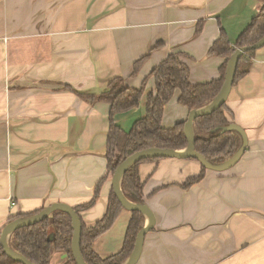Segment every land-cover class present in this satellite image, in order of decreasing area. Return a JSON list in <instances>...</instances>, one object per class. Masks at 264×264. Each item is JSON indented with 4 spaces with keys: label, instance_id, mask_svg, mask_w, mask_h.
<instances>
[{
    "label": "crops",
    "instance_id": "0c3cea01",
    "mask_svg": "<svg viewBox=\"0 0 264 264\" xmlns=\"http://www.w3.org/2000/svg\"><path fill=\"white\" fill-rule=\"evenodd\" d=\"M263 8L264 0H0V232L16 215L92 201L107 174L110 104L64 85L96 94L115 77L145 85L139 106L114 117L129 131L146 115L153 69L181 53L192 84L219 78L226 59L208 51L220 29L235 44ZM180 94L165 106L164 127L189 116ZM226 105L248 138L236 164L207 169L188 188L202 172L199 160L140 165L156 221L136 264H264V47ZM112 191L109 175L94 206L80 213L87 226L103 218ZM131 218L124 208L96 239L101 258L123 249ZM67 259L54 250L50 264Z\"/></svg>",
    "mask_w": 264,
    "mask_h": 264
},
{
    "label": "trees",
    "instance_id": "16d2710c",
    "mask_svg": "<svg viewBox=\"0 0 264 264\" xmlns=\"http://www.w3.org/2000/svg\"><path fill=\"white\" fill-rule=\"evenodd\" d=\"M201 29L202 24H199L197 32H200ZM263 37L264 8L252 19L235 44L230 42L226 31L221 28L219 37L208 51L209 56H219L226 59L220 67V77L196 85L190 82V68L182 59L183 55L181 53L170 54L151 72L150 76L155 79L156 89L147 96L146 115L138 119L129 131L124 130L115 121L114 117L118 113H124L139 106L145 85L141 88H132L126 84L123 77H115L98 94L82 92L70 85H64L65 88L73 90L82 99L91 103L104 101L110 104V127L106 152L107 174L99 183L96 196L92 201L75 206V211L80 215L82 211L94 206L99 195L101 183L109 175L113 176L119 164L127 157L151 147L174 150L184 149L188 145L185 133L186 121L177 122L170 128L164 127L162 124L165 106L173 97L174 92L180 89L179 102L186 106L189 111L208 105L219 95L223 88L230 56L238 48L252 46ZM160 45L157 44L155 47ZM256 51L257 49L249 50L237 62L233 86L249 72ZM232 124H234L233 116L226 103L214 112L194 120L195 148L198 153L202 154L214 166L230 160L243 142L242 136L237 129L228 128ZM163 158L153 156L142 158L125 171L121 184L123 192L128 199L136 203H145L144 183L140 177L139 167L144 162L157 161ZM202 168V172L198 176L189 179L183 185L184 188L200 182L205 177L207 168L203 165ZM123 209L124 206L115 195V192L112 191L107 211L95 225L87 226L81 217L80 250L87 264H123L132 254L137 234L144 225V214L138 210L132 211L125 244L120 252L108 258H101L93 249L96 239L112 227ZM40 211L16 215L10 220L30 217ZM51 233H54L53 239H49ZM73 233L71 215L63 210H56L48 218L38 223L16 229L11 234L9 243L13 250L35 264H50L54 250L67 253L68 259L65 264H76L72 253ZM0 264L24 263L11 258L4 251L0 241Z\"/></svg>",
    "mask_w": 264,
    "mask_h": 264
},
{
    "label": "water",
    "instance_id": "95a60500",
    "mask_svg": "<svg viewBox=\"0 0 264 264\" xmlns=\"http://www.w3.org/2000/svg\"><path fill=\"white\" fill-rule=\"evenodd\" d=\"M262 47H264V37L255 44H253L252 46L238 48L230 56L226 69L225 82L219 95L208 105L194 109L189 112V116L185 124V133L188 140V145L184 149L174 150V149H165L159 147L147 148L127 157L117 167L115 173L112 176L113 191L115 192V195L117 196V198L119 199V201L121 202V204L124 206L125 209H128L130 211L138 210L148 218V223L143 225L137 234L135 247L132 254L123 264L137 263L142 253L144 238L146 234L154 227L156 221L153 211L146 203H136L134 201H131L124 194L121 183L125 171L136 161L145 157H152V156L161 157V158L171 157V158H180V159L195 158L199 160L201 164L205 166L207 169L213 171H219V172L225 171L228 168H230L232 165L236 164L241 159L247 146L248 138L246 132L239 125L235 123L228 127V128L237 129L240 132L243 139V143L241 144L239 150L230 160L218 166H214L202 154L198 153L195 148V135L193 134L194 120L198 117L208 115L214 112L215 110L220 108L224 103H226L233 87L234 71L237 62L244 53L248 52L251 49H260ZM56 210H63L71 215L73 221V229H74L73 238H72V253L76 260V264H87L83 259L80 250V242H81V234H82L81 216L75 211V209L72 206L63 202H55L50 206L43 208L39 213L33 216L19 218L10 221L8 224H6V226L1 231V238H0L4 251L11 258L21 261L24 264H35L26 257H24L23 255H21L20 253L12 249L9 243V237L16 229L38 223L48 218ZM53 238H54V233H51L49 239H53Z\"/></svg>",
    "mask_w": 264,
    "mask_h": 264
}]
</instances>
